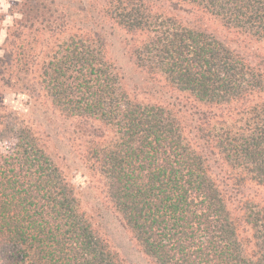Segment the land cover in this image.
Returning a JSON list of instances; mask_svg holds the SVG:
<instances>
[{
  "label": "trees",
  "instance_id": "trees-1",
  "mask_svg": "<svg viewBox=\"0 0 264 264\" xmlns=\"http://www.w3.org/2000/svg\"><path fill=\"white\" fill-rule=\"evenodd\" d=\"M15 5L0 57V264H128L6 88L74 123L79 154L152 262L264 264V0Z\"/></svg>",
  "mask_w": 264,
  "mask_h": 264
},
{
  "label": "rangeland",
  "instance_id": "rangeland-1",
  "mask_svg": "<svg viewBox=\"0 0 264 264\" xmlns=\"http://www.w3.org/2000/svg\"><path fill=\"white\" fill-rule=\"evenodd\" d=\"M20 0H0V57L5 53L9 28L21 14L17 13L15 2ZM113 56L118 65L134 82L139 74L136 72L123 43V34L114 31L109 37ZM5 104L33 122L45 133V142L49 153L65 169L74 183L84 207L94 215L101 231L125 257L128 264H155L139 248L131 233L124 226L115 209L105 199L99 184L88 170L85 161L72 140L74 123L58 116L45 105L32 100L30 92L20 88L2 91ZM48 111V112H47Z\"/></svg>",
  "mask_w": 264,
  "mask_h": 264
}]
</instances>
